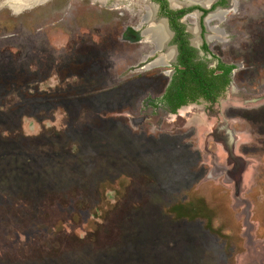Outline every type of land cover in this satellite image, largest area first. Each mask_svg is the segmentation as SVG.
<instances>
[{"label":"rangeland","instance_id":"rangeland-1","mask_svg":"<svg viewBox=\"0 0 264 264\" xmlns=\"http://www.w3.org/2000/svg\"><path fill=\"white\" fill-rule=\"evenodd\" d=\"M44 1L0 0V264H264V0L206 18L236 70L175 115L114 0Z\"/></svg>","mask_w":264,"mask_h":264},{"label":"flooded vegetation","instance_id":"flooded-vegetation-1","mask_svg":"<svg viewBox=\"0 0 264 264\" xmlns=\"http://www.w3.org/2000/svg\"><path fill=\"white\" fill-rule=\"evenodd\" d=\"M52 1L53 0H46L39 4H33L30 8L52 3ZM96 1L100 3L106 2V0ZM184 1L185 0H114L111 4L115 7L111 9L114 16H122L126 19V22L132 25L124 26L121 33L113 31L112 37L116 38L112 40L114 44L126 42L132 45H141L136 47L134 51L143 52V54L140 53L138 56L142 64H144L142 70L154 73V75L158 77V81L163 85L157 100H162L164 96H199L195 89L197 85L195 76L197 77L200 73L203 80L207 79L208 81L212 79L213 71V76L224 72L223 70H218L221 64L235 66V64L224 62L222 57L220 58V56L212 54L213 51L209 47V41H211L210 39H212V37L211 33L208 32L205 20L209 15L215 14L220 10L222 18L209 25V27L216 28L217 26H213V23H221L224 19V15L231 9L230 6L236 3L237 0H213L210 7L201 4L184 5ZM5 2L6 0H3V3ZM147 14L151 18V23H161L151 29L153 36L154 30L158 28L161 29L159 25L164 28L163 30L166 33L165 39L159 44L155 42L157 45L152 43L147 33L150 26L145 19ZM192 15L196 16L198 26V28L196 27L198 29L197 34L190 32V28L195 27H192L191 19L189 18L192 17ZM123 18L118 17L119 20ZM141 49H143V51H141ZM220 50L221 48L217 47V51L219 52ZM233 72L230 76H227L232 78ZM223 82L224 78H222V80L218 79L215 85H212L215 91L214 94L219 96L217 103L214 104L215 106L228 92L231 84L230 82V84L224 88L222 86ZM201 100L210 106V104L202 98L198 101ZM197 103L192 102L181 108ZM158 107H161V110L167 111L171 115H175L163 104L158 105ZM206 113L210 118L217 117L209 116L208 111ZM211 136L216 139L219 138L218 142L222 141L221 143L224 144L229 156L228 160H232L231 138L228 136H219L217 132L214 134L212 133Z\"/></svg>","mask_w":264,"mask_h":264},{"label":"trees","instance_id":"trees-1","mask_svg":"<svg viewBox=\"0 0 264 264\" xmlns=\"http://www.w3.org/2000/svg\"><path fill=\"white\" fill-rule=\"evenodd\" d=\"M236 69L235 66L230 65H220L218 70H223L224 72L216 74V76H213L214 71L212 73V79L208 80H203L202 75L199 73L197 77V85L195 87L197 94L199 96H164L162 100H156L153 105L158 106L160 104H163L165 107H167L173 114H176L177 111L182 107L185 106L189 103L192 102H199L198 100L200 98L204 99L210 104V109L215 106L214 104L217 103V99L219 96H217L215 91L213 90L212 85L214 86L216 81L218 79L224 78V82L222 86L225 88L227 87L230 82L231 78L228 77L227 75L230 76V74ZM180 93V92H179ZM203 95V96H200ZM218 112L217 111H209V116H217ZM173 213L177 215L178 218H187L190 220H196L198 218H205L206 219V225L207 229L211 230V220L206 217V207L204 206L203 202L201 200H198L197 202H191L187 205H181L172 208Z\"/></svg>","mask_w":264,"mask_h":264},{"label":"bare ground","instance_id":"bare-ground-1","mask_svg":"<svg viewBox=\"0 0 264 264\" xmlns=\"http://www.w3.org/2000/svg\"><path fill=\"white\" fill-rule=\"evenodd\" d=\"M208 2H209V0H185L184 1V5H192V4H201V5H203V6H206V5H208ZM183 4V3H182ZM207 7V6H206ZM193 17L192 18H194L195 17V15H192ZM160 27H161V29H156V30H154V40H155V42L156 43H160L163 39H165V37H166V33H165V31L163 30L164 28L161 26V25H159ZM190 32H192L193 34H197V32H198V29L196 28V26L194 27V28H190ZM170 56V55H169Z\"/></svg>","mask_w":264,"mask_h":264},{"label":"water","instance_id":"water-1","mask_svg":"<svg viewBox=\"0 0 264 264\" xmlns=\"http://www.w3.org/2000/svg\"><path fill=\"white\" fill-rule=\"evenodd\" d=\"M212 1H213V0H209L208 5H206V6H207V7H210L211 4H212Z\"/></svg>","mask_w":264,"mask_h":264}]
</instances>
